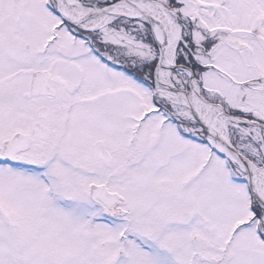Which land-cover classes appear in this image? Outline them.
<instances>
[{
    "label": "snow or ice",
    "instance_id": "1",
    "mask_svg": "<svg viewBox=\"0 0 264 264\" xmlns=\"http://www.w3.org/2000/svg\"><path fill=\"white\" fill-rule=\"evenodd\" d=\"M0 264H264V0H0Z\"/></svg>",
    "mask_w": 264,
    "mask_h": 264
}]
</instances>
